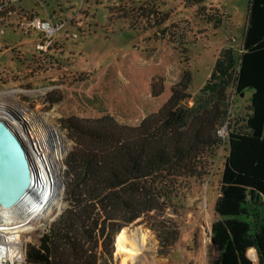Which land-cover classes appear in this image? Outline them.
<instances>
[{"label": "trees", "instance_id": "16d2710c", "mask_svg": "<svg viewBox=\"0 0 264 264\" xmlns=\"http://www.w3.org/2000/svg\"><path fill=\"white\" fill-rule=\"evenodd\" d=\"M207 1L183 3L219 28L222 14ZM160 5L162 0H145L134 6L133 15L141 10L137 15L147 13L162 25L166 18ZM186 52L179 50L182 74L170 99L139 124L118 122L88 98L97 116L67 119L75 146L64 162V208L27 247L29 263L112 262L124 227L151 213L161 219L168 209L181 218L196 211L224 145L218 130L229 115L230 97L250 93L242 126L226 140L209 264H264V0L249 1L242 48L221 49L195 95ZM154 81L152 96L157 98L163 85Z\"/></svg>", "mask_w": 264, "mask_h": 264}, {"label": "rangeland", "instance_id": "374dc122", "mask_svg": "<svg viewBox=\"0 0 264 264\" xmlns=\"http://www.w3.org/2000/svg\"><path fill=\"white\" fill-rule=\"evenodd\" d=\"M134 1L139 6L145 0ZM249 1L208 0L207 6L217 8L222 14L219 28L201 20L198 8H186L183 0H162L164 5L160 6L166 18L162 25L147 17V13L137 15L141 10L133 15L136 12L133 0H41L42 4L23 0L15 3L12 10L35 11L49 17L52 14V19L64 22L65 27L58 37L55 55L43 60L35 53V38L14 29L17 14L9 22L2 21L4 15L0 13V31L5 29L4 34L0 32V93L19 90L0 98L8 97L28 107L54 128L58 140L50 138L49 133L44 135L57 145L62 155L53 165L57 174L58 162L62 161L64 166L67 154L75 146L67 119L97 116L87 98L105 106L118 122L139 124L149 113L167 103L171 88L180 81L179 50L188 51L186 59L193 72L190 92L195 95L210 76L219 51L229 45L235 50L242 48ZM1 50L7 51L2 55ZM85 77L87 79L81 81ZM155 78L163 85V93L157 98L152 96ZM249 98L250 93L231 95L224 124L228 126V136L242 126ZM228 136L215 162L214 176L202 188V199L196 211L186 213L184 218L171 209L161 219L153 213L143 216L122 229L116 237L112 262L102 264H121L117 241L140 226L155 239V251L144 253L146 263L143 264H172L175 259L181 260L178 264H186L190 246L192 249L201 246L212 232L215 219L209 218V213L214 214L218 198L219 170L228 156ZM49 151L52 157L54 151ZM56 195L58 202L40 216L45 217L41 224L26 234L27 247L36 244L64 208L60 189Z\"/></svg>", "mask_w": 264, "mask_h": 264}, {"label": "water", "instance_id": "95a60500", "mask_svg": "<svg viewBox=\"0 0 264 264\" xmlns=\"http://www.w3.org/2000/svg\"><path fill=\"white\" fill-rule=\"evenodd\" d=\"M53 129L28 107L8 97L0 98V201L20 202L28 194L37 191L38 186L43 187V176L47 177L53 189L59 186L60 193L64 189L63 162H60L58 182L53 173L51 151L42 153L45 157H42L41 163L37 158L41 143L47 149L51 147V141L44 132ZM40 166L45 171L44 175L41 174Z\"/></svg>", "mask_w": 264, "mask_h": 264}, {"label": "built area", "instance_id": "2783aa9c", "mask_svg": "<svg viewBox=\"0 0 264 264\" xmlns=\"http://www.w3.org/2000/svg\"><path fill=\"white\" fill-rule=\"evenodd\" d=\"M21 1L23 0H0V13L4 15L1 17V20L9 21L14 14H17L18 20L16 24H14V29L29 37L36 34L35 53L43 60L52 58V50L65 27V23L62 21H54L50 18H42L35 11L28 12L24 9H11L13 4ZM37 1H40L41 3V0H36V3ZM0 32L4 34L5 29H2ZM227 128L228 126L224 125L218 130V135L223 139H226L228 136ZM46 151H48V149L43 145V143H41L38 147V162L42 160V157H45L42 153ZM40 170L41 174L44 175L45 171L42 166H40ZM48 183L47 177L43 176V187L41 189H44L46 186H50ZM62 192L63 190H61L60 193V200H62ZM16 204L18 203L0 201V209H6L0 210V264H31L27 261L26 255V234L35 230L41 224V220L45 218L38 217V220L33 219V227L30 230H26L23 233L17 232V227L27 223L28 221L26 222L25 220L8 216L13 213L14 210H17ZM7 208L12 210V212L9 210L7 211ZM6 216H8V218Z\"/></svg>", "mask_w": 264, "mask_h": 264}, {"label": "bare ground", "instance_id": "6f19581e", "mask_svg": "<svg viewBox=\"0 0 264 264\" xmlns=\"http://www.w3.org/2000/svg\"><path fill=\"white\" fill-rule=\"evenodd\" d=\"M19 90L13 89L9 91L1 92L0 95L13 94L17 93ZM49 133L50 138L58 140V137L54 134V130L47 132ZM45 135L46 132H44ZM54 151L52 154V164L55 166L57 160H61L62 155L59 151V148L56 144L51 143V147L48 148ZM54 160V162H53ZM60 162H58L57 174L53 170L55 178L57 181H60ZM50 186H46L44 189H41L38 186L37 191L28 194L23 200L17 202L16 208L13 213L9 214V217H15L21 220H25L27 223L17 227L18 231L23 233L26 230H30L33 227V219L38 220L40 216L45 214L48 210L55 205L57 201L56 191L59 193V186H55L48 183ZM56 185V184H55ZM6 210V209H0ZM9 209L7 208V211ZM12 212V210H9ZM8 216H6L8 218ZM39 217V218H38ZM30 222V223H29ZM155 239L148 230L143 227H138L133 229L132 232L123 235L120 240L117 241L118 253L121 255V264H143L146 260L144 259L145 252H154L155 251ZM150 252V253H151ZM146 263V262H145Z\"/></svg>", "mask_w": 264, "mask_h": 264}, {"label": "crops", "instance_id": "0c3cea01", "mask_svg": "<svg viewBox=\"0 0 264 264\" xmlns=\"http://www.w3.org/2000/svg\"><path fill=\"white\" fill-rule=\"evenodd\" d=\"M41 17L42 18H50L51 17V19H52V14L50 15V17L46 14L41 16ZM52 20H54V18ZM36 37H37L36 34L31 35V39L35 38V40H36ZM228 47L233 48V46H231V45H229ZM1 48L2 47L0 46V49ZM6 51L1 50L2 55L5 54ZM218 196H219V192H218ZM210 216H211V214L209 213V218H211L212 220L215 219V209H214V214L211 217ZM210 245H211V241H210V238L208 236V238L206 239L204 244L202 243L201 246L199 245V246L195 247V249H192V247L190 246L189 253L186 256V264H209ZM180 261L181 260L175 259L174 262H172V264H178ZM163 264H170V263H163Z\"/></svg>", "mask_w": 264, "mask_h": 264}]
</instances>
